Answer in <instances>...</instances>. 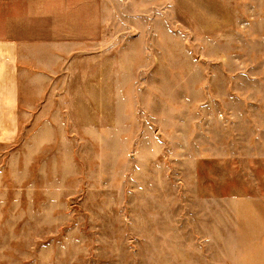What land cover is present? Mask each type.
<instances>
[{"label": "rangeland", "instance_id": "1", "mask_svg": "<svg viewBox=\"0 0 264 264\" xmlns=\"http://www.w3.org/2000/svg\"><path fill=\"white\" fill-rule=\"evenodd\" d=\"M259 18L255 47L177 48L165 15L147 41L79 47L56 95L24 92L0 141V264H232L250 249Z\"/></svg>", "mask_w": 264, "mask_h": 264}, {"label": "crops", "instance_id": "2", "mask_svg": "<svg viewBox=\"0 0 264 264\" xmlns=\"http://www.w3.org/2000/svg\"><path fill=\"white\" fill-rule=\"evenodd\" d=\"M165 1L171 2L167 9ZM165 15H171L177 48L255 47L246 32L258 31L259 17L264 21V0H0V141L19 127L24 92L56 95L58 83L59 90L62 81L67 86L69 65L79 60V47L147 41L143 33H157L158 25L161 31ZM253 107L255 170L256 161L264 163V104ZM253 175V246L233 254L239 258L231 259L232 264H264V198L258 196L260 173Z\"/></svg>", "mask_w": 264, "mask_h": 264}]
</instances>
